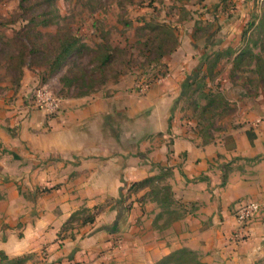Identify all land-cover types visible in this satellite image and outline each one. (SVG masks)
Returning a JSON list of instances; mask_svg holds the SVG:
<instances>
[{"label":"crops","instance_id":"0c3cea01","mask_svg":"<svg viewBox=\"0 0 264 264\" xmlns=\"http://www.w3.org/2000/svg\"><path fill=\"white\" fill-rule=\"evenodd\" d=\"M179 78L141 96L67 99L54 115L28 100L32 70L0 78V251L19 264H154L184 248L204 264L262 261L264 95L241 125L208 137L176 107ZM152 175L169 202L149 198V185L127 192ZM246 200L259 211L240 237ZM82 208L94 221L64 229Z\"/></svg>","mask_w":264,"mask_h":264},{"label":"rangeland","instance_id":"374dc122","mask_svg":"<svg viewBox=\"0 0 264 264\" xmlns=\"http://www.w3.org/2000/svg\"><path fill=\"white\" fill-rule=\"evenodd\" d=\"M33 1L50 8V25L31 29L20 5ZM263 11L264 0H0V78L17 83L22 77L7 59L22 44L68 32L88 48L74 50L54 71L46 55L27 56L24 67L37 75L36 86L64 101L98 92L141 96L157 80L180 77L176 107L208 137L225 135L264 95ZM163 23L171 26L176 44L159 55L144 43ZM104 55L111 60L101 74ZM150 191L149 198L161 199L167 190L153 183Z\"/></svg>","mask_w":264,"mask_h":264},{"label":"trees","instance_id":"16d2710c","mask_svg":"<svg viewBox=\"0 0 264 264\" xmlns=\"http://www.w3.org/2000/svg\"><path fill=\"white\" fill-rule=\"evenodd\" d=\"M43 1H33L30 5H20L23 10L24 16L27 18V23L31 26V29H35L36 26L44 25L48 26L53 22L54 15L48 6L42 8ZM37 8V13H32V9ZM55 14V13H54ZM260 20H264V11ZM253 23H250L252 25ZM159 32L154 34V38L150 42L144 43V46L148 50H156L159 55H163L164 52H168L174 49L176 44V36L172 32L171 26L167 24H161L156 27ZM150 31L154 33V27L151 26ZM171 41L170 46L165 47V45ZM80 47H85L79 43L78 39L68 32H58L52 37L44 38L40 41L32 40L29 45L22 44L16 53L8 56L9 63L14 64L18 75L21 76L23 67L26 65L27 56L34 57L38 54L46 55L49 57L48 67L50 71H54L62 66L67 57ZM88 48V47H85ZM240 57V56H238ZM238 57L235 59L237 60ZM111 60V55H104L101 65L97 68L98 72L104 74L103 71L106 70L104 65L107 66L108 62ZM158 176H149L145 179L132 183L128 188L127 192L130 193L133 190L141 188L143 186H151L154 183V179ZM159 178V177H158ZM151 192V191H150ZM162 203L170 201V193L167 188L166 193L161 197ZM95 218V211L89 208H82L73 212L69 218L65 221L63 228L66 229L69 226H73L74 222L79 224H85L93 222ZM61 234V233H60ZM23 259L21 257L9 259L3 252L0 251V262L5 261V264H19ZM154 264H204L197 254L188 249H179L161 259H159ZM258 264H264V259Z\"/></svg>","mask_w":264,"mask_h":264},{"label":"built area","instance_id":"2783aa9c","mask_svg":"<svg viewBox=\"0 0 264 264\" xmlns=\"http://www.w3.org/2000/svg\"><path fill=\"white\" fill-rule=\"evenodd\" d=\"M31 98L34 104L42 109L46 114H53L58 111L62 98L56 96L47 86H35L32 91ZM259 211V204L253 200H246L240 203L235 210L234 218L238 225L237 235L241 237L242 231L248 221Z\"/></svg>","mask_w":264,"mask_h":264}]
</instances>
